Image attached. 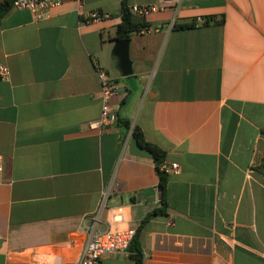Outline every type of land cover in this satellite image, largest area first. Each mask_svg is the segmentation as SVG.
I'll return each instance as SVG.
<instances>
[{
  "label": "crops",
  "instance_id": "0c3cea01",
  "mask_svg": "<svg viewBox=\"0 0 264 264\" xmlns=\"http://www.w3.org/2000/svg\"><path fill=\"white\" fill-rule=\"evenodd\" d=\"M153 0H125L152 2ZM121 0H63L0 18V264L72 262L91 225L137 228L142 264H264V0H179L111 53ZM108 18L91 20L87 10ZM173 23L182 24L173 26ZM94 64L115 93L99 114ZM137 124L164 151V213ZM102 264H131L126 252Z\"/></svg>",
  "mask_w": 264,
  "mask_h": 264
},
{
  "label": "built area",
  "instance_id": "2783aa9c",
  "mask_svg": "<svg viewBox=\"0 0 264 264\" xmlns=\"http://www.w3.org/2000/svg\"><path fill=\"white\" fill-rule=\"evenodd\" d=\"M63 0H11V6L17 8H27L34 17L44 15L47 10L58 5ZM76 6L81 5L82 0H73ZM179 0H153L152 2H130L127 9L130 13L137 14L141 18L146 17L151 12L163 8L167 4L176 6ZM85 16L91 20H100L109 17V13L105 10L92 9L85 12ZM154 29L145 23L138 25L136 31L147 32ZM94 70L99 82V114L95 120L89 122V126L110 124L116 120L117 104L111 101V96L115 93L124 94L125 90L119 91L116 82L113 81L108 72L94 64ZM7 75V67L0 62V77ZM0 157V171H1ZM160 169L165 172L168 170H176L177 162L159 163ZM134 234L132 227H119L107 224L103 228H96L91 225L87 231V235L82 243L78 255L72 262H60L56 259L49 260H31L21 264H102L101 258L110 254L126 252L129 242Z\"/></svg>",
  "mask_w": 264,
  "mask_h": 264
},
{
  "label": "trees",
  "instance_id": "16d2710c",
  "mask_svg": "<svg viewBox=\"0 0 264 264\" xmlns=\"http://www.w3.org/2000/svg\"><path fill=\"white\" fill-rule=\"evenodd\" d=\"M121 18L114 26L113 36L115 38H126L129 34L136 30L138 25L130 19V12L127 9L125 0H121ZM11 6V0H0V18ZM180 26L182 24L173 23V26ZM131 135L134 138L137 145L151 155L154 161V168L157 173V186H160V205L148 211L140 220L139 225L142 224L150 215L155 213H164L166 201H165V182L166 172L159 167L160 161L163 159L164 151L157 147L155 144L146 140L141 132L140 127L137 124L131 126ZM127 256L131 260V264H142V251L138 242L137 228L134 229L133 237L131 238L127 247Z\"/></svg>",
  "mask_w": 264,
  "mask_h": 264
},
{
  "label": "water",
  "instance_id": "95a60500",
  "mask_svg": "<svg viewBox=\"0 0 264 264\" xmlns=\"http://www.w3.org/2000/svg\"><path fill=\"white\" fill-rule=\"evenodd\" d=\"M128 37L126 38H114L111 53L116 56V65L121 75L128 77L131 72V61L128 55ZM261 167L264 172V156L261 160ZM160 186H157V190L160 196Z\"/></svg>",
  "mask_w": 264,
  "mask_h": 264
}]
</instances>
